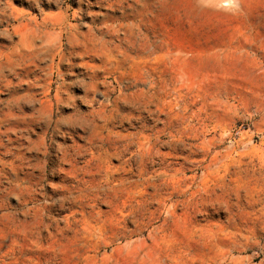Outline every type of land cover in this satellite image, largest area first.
Masks as SVG:
<instances>
[{"label":"rangeland","instance_id":"1","mask_svg":"<svg viewBox=\"0 0 264 264\" xmlns=\"http://www.w3.org/2000/svg\"><path fill=\"white\" fill-rule=\"evenodd\" d=\"M0 264H264V0H0Z\"/></svg>","mask_w":264,"mask_h":264},{"label":"bare ground","instance_id":"2","mask_svg":"<svg viewBox=\"0 0 264 264\" xmlns=\"http://www.w3.org/2000/svg\"><path fill=\"white\" fill-rule=\"evenodd\" d=\"M81 13L83 14L84 11H81ZM134 26H135V31L131 36H128L127 34H124V36H120L119 30L112 29L111 34H110V39L106 41L105 35L103 33L109 29L104 30L103 28H100L99 29L100 33L96 36V38L104 44L113 43L115 44L116 48L120 47L121 45H125L124 51L122 52V58H121L122 61H126L131 58V56L128 54V51L136 52L139 54L147 53L150 59H143V61L141 60L140 64H138L139 69L137 70V72H130L127 70L123 72V74L124 73L128 74V76H130L134 82L143 84L146 81V78L150 76V72L144 71V68L147 67L148 64L154 65L160 61V57L153 56L151 58V55L153 54V52L156 51L159 47V40L158 38L156 39L157 35L149 36V34L144 31L145 27L142 24L139 23V24H135ZM67 28H68L67 25L63 26V32L60 37H62L64 33L65 34L67 33L66 31ZM149 47H151L152 49L149 50ZM169 51H170L169 60L173 62L174 61L173 47H169ZM64 53H65V49L60 48L59 54H64ZM76 54L78 55L79 53H72V56H75ZM71 64L73 65V63ZM169 74H170L169 77L166 79L167 80L166 84L169 87L166 90L165 96L172 97L176 89V84H175L176 75L173 70H169ZM91 78L93 80L95 77H91ZM76 82L77 81H74L72 83H66L63 81L61 88L63 89V87L67 86V89H68L70 85H73ZM150 89H153V91H150ZM63 92L64 90L57 91L55 95L54 104H57L58 107L63 106L65 103H69L70 101H73L75 98L74 95H69V97L67 98H62L59 95H62ZM146 92H150L149 100L145 101L143 104L150 105L152 103H156L159 106V103L162 101L163 96H161L160 93L153 86L149 87L146 90ZM74 110H75L74 113L71 114L70 117L82 114L79 112L78 109H74ZM51 121H52V118L50 119V121H47L45 123L44 129H47L49 127V125L51 124ZM90 138L91 137L88 138V143H92Z\"/></svg>","mask_w":264,"mask_h":264}]
</instances>
